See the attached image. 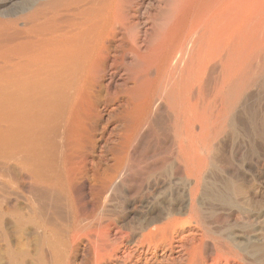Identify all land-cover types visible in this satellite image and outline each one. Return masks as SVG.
<instances>
[{
	"label": "bare ground",
	"instance_id": "obj_1",
	"mask_svg": "<svg viewBox=\"0 0 264 264\" xmlns=\"http://www.w3.org/2000/svg\"><path fill=\"white\" fill-rule=\"evenodd\" d=\"M0 264H264V0H0Z\"/></svg>",
	"mask_w": 264,
	"mask_h": 264
}]
</instances>
